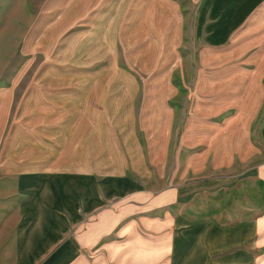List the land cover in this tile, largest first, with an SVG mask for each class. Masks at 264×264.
<instances>
[{
	"label": "rangeland",
	"instance_id": "rangeland-1",
	"mask_svg": "<svg viewBox=\"0 0 264 264\" xmlns=\"http://www.w3.org/2000/svg\"><path fill=\"white\" fill-rule=\"evenodd\" d=\"M216 1L0 0V264L49 175L92 176L111 217L127 213L94 264L117 263L138 227L264 223V0L235 24Z\"/></svg>",
	"mask_w": 264,
	"mask_h": 264
},
{
	"label": "crops",
	"instance_id": "crops-1",
	"mask_svg": "<svg viewBox=\"0 0 264 264\" xmlns=\"http://www.w3.org/2000/svg\"><path fill=\"white\" fill-rule=\"evenodd\" d=\"M261 1L222 0L217 3L220 7L215 5V9L220 8L228 15V23L235 24ZM49 177L52 178L43 189L40 185L30 189L33 192L24 195L19 205L21 216L17 228L15 264H94L89 251L127 213L118 212L111 217L113 212L107 208L110 190L105 185H98L92 176ZM96 216L102 218L101 222H95ZM261 220L264 222V217ZM179 222L184 223L182 219ZM201 225H183L186 232L176 234L174 227L171 231L166 227V230L161 229L168 234L165 237L160 236L163 232L159 231V227L155 231L152 227L150 231L138 227L133 232L136 234L135 240H130L131 246L121 242L117 253L119 257L116 255L112 260L116 259L117 263L114 264H254V249L264 245V240H261L245 251L213 257L215 252L222 250L223 245L228 244L223 243V236L230 243L235 241L238 244L242 242L240 234L264 235V223L252 224L251 228L235 226L228 232L221 228L203 229ZM144 233L150 236H143ZM64 234H67L65 238Z\"/></svg>",
	"mask_w": 264,
	"mask_h": 264
}]
</instances>
